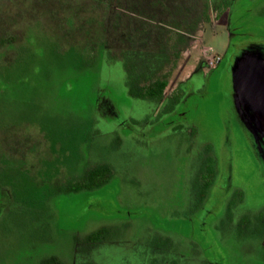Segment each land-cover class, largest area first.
Returning a JSON list of instances; mask_svg holds the SVG:
<instances>
[{"label":"rangeland","instance_id":"374dc122","mask_svg":"<svg viewBox=\"0 0 264 264\" xmlns=\"http://www.w3.org/2000/svg\"><path fill=\"white\" fill-rule=\"evenodd\" d=\"M202 1L107 0L106 6L123 12L105 19L95 0H14L5 6L9 36L24 38L27 50L9 54L18 63L0 72V187L12 202L0 217V264H38L50 256L65 264H137V239L145 240L171 212L172 222L183 219L178 213L186 208L187 183L177 176L186 177L188 159L178 140L151 135L142 147L133 130L116 126L97 103L107 93L124 120L144 122L141 103L132 106L127 73L154 79L170 74L167 96L209 75V63L224 59L232 42L236 49L264 38V0H208L209 18L193 34L176 29L198 17ZM215 89L200 99L202 112L191 114L203 128L218 126L221 93ZM102 164L114 175L107 186L66 193L68 182ZM119 210H142L151 221ZM124 223L128 229L117 245ZM99 228L110 233L107 241L84 245ZM222 249L230 264H263L253 242L225 240Z\"/></svg>","mask_w":264,"mask_h":264},{"label":"flooded vegetation","instance_id":"af4514ba","mask_svg":"<svg viewBox=\"0 0 264 264\" xmlns=\"http://www.w3.org/2000/svg\"><path fill=\"white\" fill-rule=\"evenodd\" d=\"M5 1L3 6L0 5V36L3 35L0 38V66L3 67L0 72L6 73L18 63L8 55L15 52L22 55L27 50V41L20 37L15 42V38L9 36L10 22L5 23L4 8L14 0ZM95 1L99 3L96 9L101 12V18H107L111 13L122 16L123 11L117 7L112 10L106 6L107 0ZM80 13L78 10L76 14ZM230 34L234 36V31L231 30ZM252 43L264 44V38ZM247 44H238L235 49L232 42L226 57L213 66L209 65L212 67L209 75L194 77L179 86L178 91L167 96L163 94L158 101L134 98L128 91L132 106L136 104L134 101L141 103L142 114H146L144 122L137 118L135 122L128 123L107 93L98 97L97 109L100 112L107 110L119 128L133 130L142 147L149 143L151 135L173 136L188 159L187 164L184 163L186 177L177 176L181 182L187 183L186 208L178 213L183 219L178 223L172 222L176 215L173 217L171 212L162 226L157 225L153 231H148L145 240L139 242L137 239V248L134 249L137 264H230L222 249L225 240L236 244L244 241L255 243L259 249L257 256L264 264V137L255 139L241 122L234 105L230 72L233 56ZM149 51L148 56L153 58L152 48ZM122 56L116 58L119 60ZM137 79L141 86L155 80L151 73L142 78L137 76ZM213 86L221 93V101L215 107L219 122L217 127L208 124L203 128L191 118V114L202 112L200 99H204ZM111 177L112 180V170ZM4 192L0 187V217L5 206L9 208L12 203L4 198ZM118 212L136 217L147 215L142 210ZM148 221H151L149 217ZM122 227L117 245L122 241L128 224L124 223ZM98 230L103 231L99 243L106 242L110 233L106 228ZM90 234L84 237V245L90 246L85 242Z\"/></svg>","mask_w":264,"mask_h":264},{"label":"water","instance_id":"95a60500","mask_svg":"<svg viewBox=\"0 0 264 264\" xmlns=\"http://www.w3.org/2000/svg\"><path fill=\"white\" fill-rule=\"evenodd\" d=\"M230 72L241 122L255 139L264 137V44L249 43L240 48Z\"/></svg>","mask_w":264,"mask_h":264},{"label":"trees","instance_id":"16d2710c","mask_svg":"<svg viewBox=\"0 0 264 264\" xmlns=\"http://www.w3.org/2000/svg\"><path fill=\"white\" fill-rule=\"evenodd\" d=\"M194 10H197V7L199 8V4H197V1L193 3ZM201 11L198 17L194 21L187 22V25L185 28H182L181 25H183L181 22V25H178L176 23V29H182L184 32H186L188 35L193 34L197 28L200 22L208 20V0H203L200 4ZM190 7H184V9H187V14L185 15L188 17L190 14ZM189 14V15H188ZM124 56V54H123ZM133 72V71H132ZM128 74V73H127ZM126 74V85L129 91L130 96L134 98H142V99H152L155 101H158L162 98L164 94V90L167 86V80L170 76V74L166 75L163 79L156 78L154 82L145 83L143 86L140 84V80L137 79V76H134L133 73L130 72V74ZM146 79V78H145ZM148 82V81H147ZM111 168L107 165H98L96 167L90 168L86 170L83 175L74 182H68L69 184L66 186V193H78L82 191H94L97 189L102 188L106 184H108L111 180ZM103 231L98 230L95 232H92L89 236L85 238V242L92 245L98 244L102 237ZM39 264H65L60 259L56 257H50L44 259ZM84 264H92V263H84Z\"/></svg>","mask_w":264,"mask_h":264},{"label":"built area","instance_id":"2783aa9c","mask_svg":"<svg viewBox=\"0 0 264 264\" xmlns=\"http://www.w3.org/2000/svg\"><path fill=\"white\" fill-rule=\"evenodd\" d=\"M220 61V58H213L212 61L209 63L210 66H213L215 64H217Z\"/></svg>","mask_w":264,"mask_h":264}]
</instances>
